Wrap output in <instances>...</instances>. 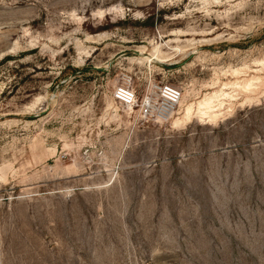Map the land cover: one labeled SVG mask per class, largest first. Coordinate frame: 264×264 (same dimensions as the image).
Masks as SVG:
<instances>
[{"label":"rangeland","instance_id":"obj_1","mask_svg":"<svg viewBox=\"0 0 264 264\" xmlns=\"http://www.w3.org/2000/svg\"><path fill=\"white\" fill-rule=\"evenodd\" d=\"M0 264H264V0H0Z\"/></svg>","mask_w":264,"mask_h":264},{"label":"built area","instance_id":"obj_2","mask_svg":"<svg viewBox=\"0 0 264 264\" xmlns=\"http://www.w3.org/2000/svg\"><path fill=\"white\" fill-rule=\"evenodd\" d=\"M113 97L120 108L136 111L145 122L159 123L170 119L183 97V92L177 86L156 83L140 99L133 79L124 76L115 88Z\"/></svg>","mask_w":264,"mask_h":264},{"label":"bare ground","instance_id":"obj_3","mask_svg":"<svg viewBox=\"0 0 264 264\" xmlns=\"http://www.w3.org/2000/svg\"><path fill=\"white\" fill-rule=\"evenodd\" d=\"M143 51V50H142ZM144 52V51H143ZM153 57L154 58H147L146 59V61H148V62H150V63H152L153 61H157V60H160V61H163L162 59L163 58H161L159 55H158V51L157 50H155V52L153 53ZM252 80H256L255 78H253ZM244 89H247V85L246 86H244ZM183 98V97H182ZM180 102H182V99H181V101ZM180 104V103H179ZM178 104V105H179ZM183 105V104H182ZM205 105V104H204ZM223 105V104H222ZM222 105H219V110H216V111H213L211 114L210 113H208V112H206V113H204L205 115H206V117H207V119H209V121L210 122H216V120L219 118V114H217V112L218 111H220V109H221V107H222ZM185 106V105H184ZM178 107V106H177ZM176 107V108H177ZM176 108H175V110H176ZM203 109V108H202ZM206 109V108H205ZM175 110H174V112H175ZM174 112L171 114V116L174 114ZM195 117V111H194V108H193V105H191V104H189V105H187L184 109H183V111L181 112V117H179L177 120H173V122H175V123H177V122H184V123H188V122H191V120L193 119ZM179 122V123H180Z\"/></svg>","mask_w":264,"mask_h":264}]
</instances>
